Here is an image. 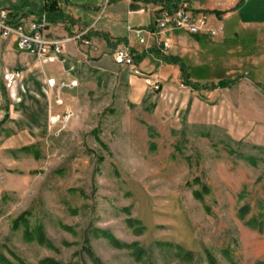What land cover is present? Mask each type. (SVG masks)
Segmentation results:
<instances>
[{"label": "rangeland", "instance_id": "374dc122", "mask_svg": "<svg viewBox=\"0 0 264 264\" xmlns=\"http://www.w3.org/2000/svg\"><path fill=\"white\" fill-rule=\"evenodd\" d=\"M235 47L223 45L226 61ZM193 71L203 86L225 75ZM129 75L82 63L57 79L75 86L45 88L35 76L14 93L1 77L0 255L13 264H95L88 251L101 264H264V146L249 103L231 107L230 93L181 78L132 84ZM135 245L141 261L126 247Z\"/></svg>", "mask_w": 264, "mask_h": 264}, {"label": "crops", "instance_id": "0c3cea01", "mask_svg": "<svg viewBox=\"0 0 264 264\" xmlns=\"http://www.w3.org/2000/svg\"><path fill=\"white\" fill-rule=\"evenodd\" d=\"M74 2L42 0L38 7L32 8L33 3L24 0L21 5L11 7L13 25L23 24L27 28L35 24L50 6L57 9L62 21L50 24L48 36L69 40L63 44L62 55L58 57L59 60H65L66 64L41 63L36 56L19 51L16 38L13 37L0 42V79L7 72L21 71L23 80L18 89L26 91L25 87H30L35 76H43L44 80L41 81L48 88L49 80L57 82L58 78H69L76 65L88 63L97 75L116 76L118 72L126 71L132 74L129 75L132 84L138 83L140 77L149 75L160 78L161 83L171 84L172 78L175 82L180 78L183 81V66L190 82L199 84L191 77L193 70L219 66V69H224L225 75L212 77L215 79L204 86H217L220 82L232 84L207 92L230 93L231 107L239 101L248 102L254 111L248 123L259 126L257 130L261 133L260 139L264 146V0H104L101 5H87L83 0ZM185 4L194 13L206 14L211 27H224V33L212 39L206 34L168 32L161 35L160 39L169 41L172 49L162 55L152 35L157 32L159 14L164 8L171 11ZM137 32H142L145 44L140 42ZM229 41L236 46L233 50L225 51L232 58L233 54L236 56L231 62L221 55L223 45ZM248 46L253 49L249 51ZM120 47L130 48L140 75L116 65L114 54ZM151 62L161 64L158 73ZM164 63L169 66L168 75L162 74ZM65 65H69L68 71ZM71 68L74 70L70 71ZM244 68L250 71L244 73ZM199 82H203V79H199ZM232 91L244 95L237 98L232 95ZM216 107L219 109V105Z\"/></svg>", "mask_w": 264, "mask_h": 264}, {"label": "built area", "instance_id": "2783aa9c", "mask_svg": "<svg viewBox=\"0 0 264 264\" xmlns=\"http://www.w3.org/2000/svg\"><path fill=\"white\" fill-rule=\"evenodd\" d=\"M0 9V42L16 38L19 51L30 53L43 64H55L61 62L66 64L65 60H59V56L63 52V44L69 40H57L48 36V28L50 23L47 14H43L41 18L27 28L23 24L13 25L11 22V7H1ZM144 12V11H143ZM183 31L190 35L206 34L209 38H217L224 33V27L219 26L213 28L209 25L208 16L202 13H194L188 5H181L174 10L163 9L157 20V32L152 34L160 54L164 55L172 49L169 41H162L160 36L168 32ZM142 32H137V36L142 44H145V39L141 36ZM115 63L123 69H129L136 75H140L135 68V59L132 51L128 47H120L115 51ZM71 68L70 71H73ZM23 80L21 71L7 72L3 75V83L5 89L14 93L20 86ZM146 83L154 90H159V81H153L151 78L146 80ZM48 87L53 89L57 86L60 89L65 87L75 86H59L56 81L49 80Z\"/></svg>", "mask_w": 264, "mask_h": 264}, {"label": "trees", "instance_id": "16d2710c", "mask_svg": "<svg viewBox=\"0 0 264 264\" xmlns=\"http://www.w3.org/2000/svg\"><path fill=\"white\" fill-rule=\"evenodd\" d=\"M47 17H48V21L50 24H54L57 22L62 21V16L59 12H57V9L54 8V6H52L47 12ZM181 72H182V77H183V83L185 86L187 87H191L193 90L195 91H212L215 88H227L229 87L232 82H220L217 86H203V85H199V84H193L190 82L189 77L187 76V73L185 71V68L182 66L181 67ZM24 219V216H22L20 219H18L17 223H16V227H19V223L21 220ZM26 234L30 237L33 238L34 234L29 232L27 230ZM32 240V239H31ZM127 248H131L133 250V254L136 256V258L138 259V261L143 260V257L145 255V251L138 245L135 246H126ZM179 251H181L180 253L182 254L183 250L179 249ZM88 254L92 257L93 262L95 264H101L99 259H97L92 253L91 251H88ZM188 257L191 256V254H187ZM0 264H13L11 263L9 260H7L4 256L0 255ZM43 264H59V263H55L53 261H45L43 262ZM208 264H218L217 260L213 257V256H209L208 258Z\"/></svg>", "mask_w": 264, "mask_h": 264}, {"label": "water", "instance_id": "95a60500", "mask_svg": "<svg viewBox=\"0 0 264 264\" xmlns=\"http://www.w3.org/2000/svg\"><path fill=\"white\" fill-rule=\"evenodd\" d=\"M8 120V116L5 118V120L4 121H7Z\"/></svg>", "mask_w": 264, "mask_h": 264}]
</instances>
